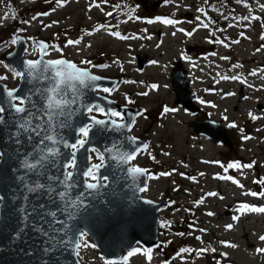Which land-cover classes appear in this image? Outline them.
Listing matches in <instances>:
<instances>
[{"label":"rangeland","instance_id":"rangeland-1","mask_svg":"<svg viewBox=\"0 0 264 264\" xmlns=\"http://www.w3.org/2000/svg\"><path fill=\"white\" fill-rule=\"evenodd\" d=\"M246 2L247 8L243 4H237L236 0H208L207 3L205 0H176V3L180 4L177 8L175 4L165 5L164 0H160L159 3L149 0H108L107 4L101 5L104 8L102 12L95 7L89 11L90 0H69L64 7L45 3V0H0V17H7L0 19V60H4L8 52L13 53L11 57L7 56L9 61H19L20 52L22 57L27 54L30 59H36L38 51H33L35 46L32 40L27 38L32 37L34 40L43 38L48 40L49 44L62 48L64 57L71 58L80 65L82 60H95L97 63L94 65H110L105 68H92L102 74L120 77L119 84L111 88L113 89L111 94H104L102 91L101 93L124 104H128L125 97L131 98L133 103L130 105L133 110H146L144 115L147 119L136 116L131 133L147 141L148 149L137 155L132 163L144 166L148 173L145 187L147 190L143 193L156 200L164 198V207L159 210L158 240L150 247L135 241L136 246L132 249L140 251L129 257L126 264H163L164 261H168L169 264H217V261L228 264H264V254H257L255 251L257 247L264 248V241L259 240V237L264 235V214L248 213L241 215L238 222L232 220L233 215H239L234 209L240 203L256 205L257 202L264 201V198L242 194L248 190L259 192L264 187L253 183L254 180L264 177V49L256 52V49L264 44L260 39L264 33L262 27L264 9L259 7L264 4V0ZM117 4L119 7L114 8L113 5ZM145 4L148 5V9H145ZM53 7L56 8L54 12L51 11ZM197 8H204L207 15L216 21L213 27L226 29L216 32V37L238 39L240 42L231 44L229 48L208 43L207 39L214 37H210L209 30L204 28H200L191 38L181 32L172 35L177 28L190 26L194 22H183L176 26L159 22L146 23L147 20H155L157 17L172 18L171 16L180 12L186 13L181 17V21H194V18L200 15ZM45 11L51 14L32 20L37 13ZM109 11L113 12V16H106ZM186 11L191 12L193 17L190 18ZM128 15L141 19L121 22L126 20ZM251 15L259 16L261 19L253 20L247 28L243 26L229 28L228 24L235 21L224 19V16L231 18ZM22 20L31 21V24H22L20 23ZM40 21H43V24H52V21L59 23L45 29ZM104 23L114 25L112 31H119L123 36L138 38L118 39L109 35L107 30L95 32L91 36L84 35V31H92L96 25ZM20 28L26 31L18 33L17 29ZM241 31L250 39L241 37ZM14 34L22 35L20 39L25 40L26 49L31 54L25 52V48L22 46L23 50L19 43L11 45L10 41ZM82 36L80 45L65 46L67 40H75ZM195 43L203 44L204 47L200 49H197V46L187 47ZM182 53L192 58L191 62L179 61L177 65L187 69L188 77L186 76L184 88L192 91L194 95H199L201 100L206 102L196 103L194 98L193 102L197 106L195 116L189 115L188 111L186 112L185 108L176 102V96L171 88V62L176 64L178 55L182 56ZM59 56V53L50 50V55L46 58ZM221 56L230 59L222 60ZM140 59L141 64L138 62ZM152 61L157 63L153 64ZM181 68L183 70V67ZM253 70L258 72L256 76L250 75ZM5 74L9 79L2 81L3 83L10 87L17 85L18 80L12 79L10 73L0 65V75ZM224 75L229 77L239 75L247 83L223 80L221 77ZM152 84L160 85V88L152 90L150 88ZM248 84L254 87L250 88ZM165 85L167 87H164ZM228 90L230 91L226 93L235 95H225L224 91ZM142 92H147L148 95H138ZM164 106L175 107L180 111L164 114ZM249 112L260 119L252 120ZM206 116L219 119L220 125L223 126L233 122L237 125L227 134L229 143L212 139L204 132L199 133L188 123L191 118L201 120ZM245 135L251 139L243 140L242 137ZM152 157H155V160ZM95 160L96 156L93 154L92 161ZM203 161H220L225 166L234 161L241 164L255 161V166L244 169L242 175L239 170L234 169H229L225 173L219 165ZM173 169L176 171L172 175L159 176L161 172H172ZM201 172L204 173L203 176L199 175ZM180 173L185 175L181 176ZM230 173L238 177L240 183L245 185L244 189L230 181L214 178L217 174ZM152 176L158 178H150ZM186 177H196V181ZM208 192H217L224 199L221 200L219 196L206 197L205 194ZM201 197H205L204 203L195 204ZM209 211L215 215L207 216L206 213ZM229 223L234 225L230 231L224 227ZM201 228L207 229V232L198 231ZM177 233L185 235L180 236ZM196 236L202 237L203 243L197 240ZM221 241H230L237 247H224ZM85 243L94 245L88 235L80 240L81 247L78 252L84 264H105L106 261L125 264L123 257L128 252H124L121 259H107L96 246L84 247ZM204 247L215 248L216 251L214 253L209 251L202 256H197L194 251L183 253L182 257L177 255L181 248ZM147 249L152 250L150 261L144 255ZM221 253L227 255L221 256Z\"/></svg>","mask_w":264,"mask_h":264},{"label":"snow or ice","instance_id":"snow-or-ice-1","mask_svg":"<svg viewBox=\"0 0 264 264\" xmlns=\"http://www.w3.org/2000/svg\"><path fill=\"white\" fill-rule=\"evenodd\" d=\"M69 2V0H45V3L55 4L59 7H64ZM208 0H205L207 3ZM108 0H90L89 11L93 7L104 11L102 4H107ZM165 5L175 4L177 8L180 7L179 3H176V0H164ZM237 4H243L246 8L248 4L246 0H236ZM114 8H118L119 5H113ZM261 9H264V4L259 5ZM56 10L55 7L51 9L52 12ZM134 11V9L132 10ZM197 12L200 15L194 18V21H181L174 18L168 17H157L155 20H147L146 23H162L164 25L176 26L180 23L187 22L193 23L196 22V27L192 31H187L184 28H177L176 31L172 33L173 36L176 35V32H181L185 36L191 38L200 28L209 29V36L216 37V32L226 31V29H220L213 27L216 24V21L212 20L205 11L204 8H197ZM51 12L45 11L37 13L32 17V20H38L41 16H48ZM223 15V13H220ZM106 16H113V12L109 11L106 13ZM7 17H0V19H6ZM91 17H89L90 19ZM139 20L141 19L138 16L128 15L127 19L121 21L127 23L128 20ZM225 20H233L235 23H229L228 27H238L243 26L247 28L251 25L253 20H260L261 17L251 15V16H241V17H229L224 16ZM246 22V23H245ZM22 24H31V21L22 20ZM43 28H51L52 25L59 23L58 21H52V24H43V21H40ZM115 27L109 23L98 24L92 31H84V35L91 36L95 32L101 30H107L108 34L122 40L137 39L138 37L132 36H123L119 31H112V28ZM264 27V24H262ZM26 31L24 28L17 29L18 33ZM145 31H147L145 29ZM240 36L245 39H250L245 35L244 31L240 32ZM151 39V37H146ZM28 40H32L33 51H38L39 58L37 59H28L20 60L19 62L13 63L9 61L5 63L4 60H0V65L7 70V73H10L12 79L19 80L23 83L29 85L25 91H21L19 87L17 88H8L6 85L0 84V124L5 122V113L8 112L11 114V118L17 127L18 131L16 133L17 143H19V135L21 132L28 133V139L31 141L33 137L37 138V143L34 147L33 153L29 154L32 156L31 160L25 159L22 163V167L32 173H34L38 178L45 175V171L49 166H56L60 169L59 176L48 175L47 179L52 181V184L45 185L37 179L35 182L24 184V188L27 189L30 193H37L41 190L54 194L58 198V211L64 219L57 217V211H48L44 213L48 217H51L47 221L51 227V233L46 231L41 225L39 231L41 234L47 237L45 243L49 245L44 249L45 252L61 250V246L67 247L72 244L76 249L81 247V244L78 239L82 240L86 235L85 231L82 228H79L75 224L70 223L74 221L78 216L82 215L88 209V204L86 203L88 196L94 190H97L99 187L107 185L110 177L108 175L101 176L100 169L108 166V161H114L115 167L123 171L127 176L132 177L134 180L141 175H145L146 170L133 165L132 162L136 159L137 155L141 154L148 149V145H143L142 148H133L132 151H125V141L113 140L111 146H105L104 151L101 152L98 148L91 147L92 133L94 130L104 131L111 130L113 132H118L124 128H127L131 132V127L123 123L124 116L120 111L112 109H104L98 104H84L82 103V96L85 89L92 91H102L104 93H109L113 89L108 87H100L95 82L100 81L102 77L92 73L91 68H105L110 65H93L90 60H82L80 63L86 65L87 67H80L76 63L67 60L63 56V49L55 44H49L44 41L34 40L32 37H28ZM83 36L81 38L72 40L69 39L66 41V47L68 46H78L81 44ZM260 39L264 41V33L261 34ZM230 38L225 37L220 39L216 37L215 39H207L208 43L220 44L225 48H229L231 44H238L240 41L230 40ZM11 45H17L18 37L14 34L10 41ZM91 47V45H86ZM159 47V45H157ZM264 49V44H261L260 48L256 49V52H260ZM50 50L52 52H57L60 54V58L57 59H45V57L50 55ZM25 52L31 54L28 49H25ZM13 53L9 52L8 56L11 57ZM216 55V53H212ZM182 58L191 62V57L182 53ZM220 59L228 60L230 59L227 56H221ZM117 63V61H114ZM151 63L156 64L157 61H152ZM234 67H236L234 65ZM242 67V66H241ZM122 70V69H121ZM258 72L253 70L250 75L256 76ZM223 80H234L239 81L240 83H247L245 79H241L239 75H233L231 77L224 75L221 77ZM9 79L7 74L0 75V81H5ZM124 83H136V81H124ZM164 87H167L165 85ZM248 87H254V85L248 84ZM152 90H158L160 85L152 84L150 85ZM138 95H148L147 92L138 93ZM225 95H235V93H226ZM36 98V99H34ZM128 104L133 103L132 100L125 97ZM247 99V97H246ZM201 104L206 103L204 100L199 101ZM75 106V107H74ZM215 107V105H212ZM146 110H141L135 115L137 117H143L147 119L144 115ZM180 111V109L175 107L164 106L163 113H175ZM187 112L188 110L185 109ZM93 112H97L100 115L104 116L105 119H98L95 115H90ZM189 115L195 116L194 112H188ZM79 115H84L85 120H75ZM249 117L252 120L260 119V117L254 115L252 112L248 113ZM227 119V117H224ZM37 121V123H33ZM132 123H135L133 118ZM228 127L236 128L237 125L229 123ZM64 129H71L72 133L75 135V142L69 143L64 135ZM241 131H243L241 129ZM243 140H249L251 137L245 135L242 137ZM126 141L129 145L134 144L136 141L135 137H128ZM63 145L64 148L69 149L70 151L67 154H62L59 149V145ZM88 145V147H86ZM81 150L83 152L81 153ZM77 153H81L82 160L78 161ZM95 154L96 159L99 160V163H92V155ZM167 155V153H164ZM4 156L3 152H0V158ZM107 157V160H106ZM155 160V157H152ZM203 163H212L217 164L223 168L224 172L227 173L229 169L239 170L243 175L244 169H251L255 166V161L252 163L241 164L239 161L230 162L225 166L220 161H203ZM83 165V166H82ZM127 165L128 167H124ZM187 167V165H184ZM176 170L173 169L172 172H161L159 176H170ZM181 176H184V173H180ZM199 175L203 176L204 173L201 172ZM76 177L83 178V188L84 191L77 193L76 196L71 195V190L77 187H80V181ZM150 178L156 179L158 177L152 176ZM189 180L196 181V177H186ZM215 179L230 181L232 184L237 187L244 189L245 185L240 183V181L234 178L231 175H220L217 174ZM19 180H25L24 176L18 177ZM253 183L264 186V177H261L257 180H254ZM62 190L57 191V188ZM146 188H140L139 191H146ZM245 196H252L256 198H264V187L261 188L259 192L256 191H244L242 192ZM206 197H217L222 200L223 196H220L217 192H208L205 194ZM27 197H25V200ZM205 197H201L200 200L196 201L195 204H203ZM3 201V197L0 196V202ZM174 203V202H173ZM62 206V207H61ZM40 208L43 209L44 206L40 205ZM21 213H26L27 209L22 207L19 209ZM234 212L239 213V215H233V221H239L241 215L248 213H260L264 214V206H256L248 203H240L235 209ZM207 216H214V212H207ZM27 219V216L24 217ZM59 225V227H57ZM190 227H192L190 225ZM225 230H232L234 225L232 223L226 224ZM34 230H36L34 228ZM198 231L206 233L207 229L201 228ZM191 233H189L190 235ZM19 235V234H18ZM177 235L183 236L185 233H177ZM197 240H200L201 243L202 237L196 236ZM260 241H264V235L259 237ZM224 247L235 248L236 244H233L230 241H221L220 242ZM95 247V245L84 244V247ZM139 249H133L128 252L126 256L123 257V261L126 264V261L129 257L135 255L139 252ZM151 249H147L144 252V255L147 256L148 260H151ZM195 252L197 256H202L203 254L211 251L215 252V248H199V249H188L181 248L177 253L178 256L182 257L183 253L186 252ZM257 254H264V248L257 247L255 249ZM227 253H221V256H226ZM105 264H113L112 261H106ZM163 264H169L168 261H164ZM217 264H220L217 261Z\"/></svg>","mask_w":264,"mask_h":264},{"label":"water","instance_id":"water-1","mask_svg":"<svg viewBox=\"0 0 264 264\" xmlns=\"http://www.w3.org/2000/svg\"><path fill=\"white\" fill-rule=\"evenodd\" d=\"M17 37L21 48L22 46L25 48V40L20 39L22 36ZM38 41L46 42L43 39H38ZM21 53L18 55L19 61L30 59L23 58ZM37 58H39V55ZM45 59L57 58L45 57ZM66 59L74 62L71 59ZM6 61L8 60L6 59ZM102 78L95 83L97 85L103 83L106 78ZM0 84L4 85L1 81ZM177 86H179L178 82L173 79L175 92H177ZM17 87L21 91H25L29 85L18 80L16 86L8 88ZM177 101L189 110L196 109L180 98H177ZM82 103H100L106 110L118 106L123 111L124 120L122 122L129 126L132 124L134 112L131 107L116 102L115 104H107L108 102L103 101L101 94L97 91L85 89ZM4 115L5 122L0 124V152L4 153V156L0 158V196L3 197V201L0 202V264H83L78 256L77 249L72 244L67 247L61 246V250L44 251L46 247H49L45 243L47 237L41 234L38 229L43 225L44 229L51 233V227L47 223L51 217L44 215V213L57 211V217L60 219H64V217L58 211L59 201L54 194H49L43 190L30 193L24 188V184L35 182L37 179L45 185L52 184L53 182L49 181L47 176H59L60 169L56 166H49L45 171V175L39 178L34 173L24 169L21 165L25 159H32L29 154L33 153L37 138L33 137L30 141L28 133L21 132L18 137L20 142L17 143L16 133L18 129L11 118V114L6 112ZM97 118L105 119L104 116H97ZM75 120L83 121L85 116L79 115ZM33 123H37V121H33ZM188 123L192 124L196 131H204L212 139L229 142L225 129L220 126L217 120H210L207 124L203 120L191 119ZM63 135L69 143L75 142V135L71 129H64ZM128 137H135V143L129 145L126 141ZM113 140L125 141L124 150L129 152L145 143L139 136L124 128L118 132L94 130L90 146L103 152L105 146H111ZM58 147L62 154H67L70 151L64 148L62 144ZM82 152L83 150H81ZM81 153H77L78 161L82 160ZM92 163H99V160ZM124 167L128 166L124 165ZM139 167L145 169L141 165ZM99 174L110 177L107 185L99 187L88 196L86 201L88 204L87 211L74 221H70V223L82 228L86 235L94 241L98 249L102 251L103 255L108 258L120 255L122 246L124 248L131 247L135 241L144 243L147 246L153 245L158 239V221L160 217L158 211L163 207V201L162 199L151 198L139 191L140 188L146 186L147 173L138 176L134 180L116 168L114 161H108V166L101 168ZM20 176H24L25 180H19L18 177ZM76 179L80 181V187L71 190L72 196L84 191L83 178L76 177ZM59 190L62 189L58 187L57 191ZM25 197H27L26 200ZM40 205H43L44 208L41 209ZM22 207L27 209L26 213L19 211ZM25 216H27V219H24Z\"/></svg>","mask_w":264,"mask_h":264},{"label":"flooded vegetation","instance_id":"flooded-vegetation-1","mask_svg":"<svg viewBox=\"0 0 264 264\" xmlns=\"http://www.w3.org/2000/svg\"><path fill=\"white\" fill-rule=\"evenodd\" d=\"M144 6H146V4ZM192 46H193V44H192ZM177 61L178 62H176V64L171 63L172 65H171L170 75H171V79H173V75L175 77H179L180 76V80L178 82L179 86H177V91L179 92L178 96H180L184 101H186L187 92H188L187 89L184 88V84H186V78L184 79L182 74H181V70H182L181 67L182 66H177L179 64L180 60L178 59ZM178 70H179L180 73L178 72ZM175 79H178V78H175ZM101 86L110 88L108 83H103V85H101Z\"/></svg>","mask_w":264,"mask_h":264},{"label":"trees","instance_id":"trees-1","mask_svg":"<svg viewBox=\"0 0 264 264\" xmlns=\"http://www.w3.org/2000/svg\"><path fill=\"white\" fill-rule=\"evenodd\" d=\"M148 8H149V7L146 5V6H145V9H148ZM198 49H199V48H198Z\"/></svg>","mask_w":264,"mask_h":264}]
</instances>
